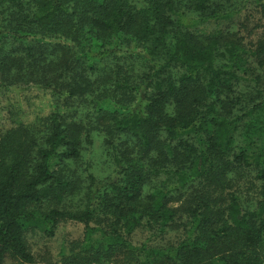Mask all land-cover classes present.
Listing matches in <instances>:
<instances>
[{
    "label": "trees",
    "instance_id": "1",
    "mask_svg": "<svg viewBox=\"0 0 264 264\" xmlns=\"http://www.w3.org/2000/svg\"><path fill=\"white\" fill-rule=\"evenodd\" d=\"M0 83L60 104L0 134V264L37 222L83 225L61 264H264V0H0ZM94 131L99 184L72 169Z\"/></svg>",
    "mask_w": 264,
    "mask_h": 264
},
{
    "label": "rangeland",
    "instance_id": "2",
    "mask_svg": "<svg viewBox=\"0 0 264 264\" xmlns=\"http://www.w3.org/2000/svg\"><path fill=\"white\" fill-rule=\"evenodd\" d=\"M245 17H247V12L242 13L239 22L246 24L249 31L253 24L251 22L245 23ZM235 27L241 30L239 24L236 23ZM242 34L245 37L248 36L245 31ZM257 34H259L258 31L247 38L254 41ZM90 99V97L86 98L87 101ZM84 103L85 101L82 102L78 99L70 107L59 110L71 115L72 118L73 116L74 118H85L84 114L89 109L86 108ZM57 107H60V104L56 103L49 92L37 89L31 84H18L6 88L0 83V134L16 128L19 124H38L40 118L48 116ZM104 137L105 135L101 132H92L90 136L91 143L89 145L84 144L81 158L72 165V169L79 177L80 182L84 181L86 172L95 178L97 184L104 183L115 175V168L104 144ZM250 194L255 198L254 188L251 189ZM40 228L39 222L34 223L26 233L28 249L33 258L31 264H61L63 263V257L68 258L77 252H81V247L78 249V246H80L78 242L83 237V225L71 222L60 223L53 237L46 236ZM146 237V233L143 234L137 231L133 237L134 243L139 244ZM182 237V229L177 227V230H174L173 228L165 236L162 244L176 242ZM4 264L25 263L6 258Z\"/></svg>",
    "mask_w": 264,
    "mask_h": 264
}]
</instances>
